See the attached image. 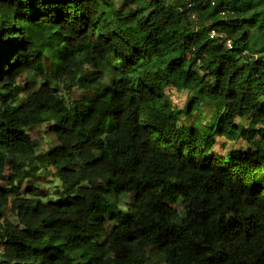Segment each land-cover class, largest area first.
<instances>
[{
	"label": "trees",
	"instance_id": "1",
	"mask_svg": "<svg viewBox=\"0 0 264 264\" xmlns=\"http://www.w3.org/2000/svg\"><path fill=\"white\" fill-rule=\"evenodd\" d=\"M123 3L0 0V264H264V0ZM202 103L214 125L180 122ZM47 133L53 196L23 187Z\"/></svg>",
	"mask_w": 264,
	"mask_h": 264
},
{
	"label": "rangeland",
	"instance_id": "2",
	"mask_svg": "<svg viewBox=\"0 0 264 264\" xmlns=\"http://www.w3.org/2000/svg\"><path fill=\"white\" fill-rule=\"evenodd\" d=\"M124 0H113L114 6L117 9L124 10ZM48 67V68H47ZM47 70H49L50 73H55L59 70H57V66L55 64L47 63L46 64ZM89 73H92L89 71ZM24 77L27 78L31 82V92L35 91L39 88L41 85V79L40 77L34 73L27 71L24 74ZM26 94V93H25ZM166 94L169 97L172 105L177 109H184L188 102L190 101V98L194 93L182 91L177 92L175 89H173L171 86H168L166 89ZM72 100L77 101L79 104L83 105L88 99L91 98V93L89 91H84L83 89H75L71 96ZM216 119V111L213 105L209 103H202L199 105L196 110H194L191 118L185 119L184 117H181L180 122L182 124H189L194 125L200 129H204L208 126L214 125ZM237 124L239 127H246L248 125L247 119H239L237 121ZM41 131H45L48 129V125H41L40 126ZM42 146H40L37 149V158L39 161L38 168H34L31 171V177L27 178L23 184V187L26 189L32 184H40L41 186H44L46 189L49 190L51 195L53 196L55 187L59 185V180L54 177V170L50 169L46 165V158L44 157L45 152L52 146H55L57 144V140L54 134L47 133L44 135V140H41ZM251 145L246 143L245 141L239 139V140H230L227 137H220L218 139V144L216 149L212 152L214 155H226L230 151L235 149H246L249 148ZM42 167V169L40 168ZM40 168V169H39ZM128 206V198L123 196L120 201V208H122L125 212H127ZM181 210V207H179ZM132 211H134L132 209ZM4 217L13 223L16 222L15 217L11 214L9 207H6L4 209ZM114 228L113 223L108 222L106 226V234H109L112 232ZM146 262L147 264H164L161 262L157 256V250L155 248H148L147 249V255H146Z\"/></svg>",
	"mask_w": 264,
	"mask_h": 264
},
{
	"label": "built area",
	"instance_id": "3",
	"mask_svg": "<svg viewBox=\"0 0 264 264\" xmlns=\"http://www.w3.org/2000/svg\"><path fill=\"white\" fill-rule=\"evenodd\" d=\"M192 17L194 18L195 15L193 14ZM209 37L211 40H215V41H219L221 43H224L229 49L232 48V41L227 38V35L225 33H218L216 31H211L209 34Z\"/></svg>",
	"mask_w": 264,
	"mask_h": 264
},
{
	"label": "clouds",
	"instance_id": "4",
	"mask_svg": "<svg viewBox=\"0 0 264 264\" xmlns=\"http://www.w3.org/2000/svg\"><path fill=\"white\" fill-rule=\"evenodd\" d=\"M230 46V45H229Z\"/></svg>",
	"mask_w": 264,
	"mask_h": 264
}]
</instances>
